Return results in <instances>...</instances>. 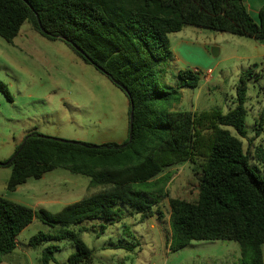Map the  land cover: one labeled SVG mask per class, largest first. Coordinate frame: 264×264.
Here are the masks:
<instances>
[{
    "label": "trees",
    "instance_id": "trees-1",
    "mask_svg": "<svg viewBox=\"0 0 264 264\" xmlns=\"http://www.w3.org/2000/svg\"><path fill=\"white\" fill-rule=\"evenodd\" d=\"M258 16L257 22L243 0H0L3 39L12 42L28 22L41 35L62 40L82 60L102 68L128 98V129L131 102L133 106L130 142L127 136L122 143L96 145L30 131L11 162L5 164L22 141L8 160L0 162L11 167L8 190L56 167L88 177L85 193L55 212L0 196V262L37 217L54 231L34 234L30 245L67 239L75 250L66 264L90 263L92 249L80 236L87 227L80 224L86 219L110 223L121 218L119 203L138 212L141 221L157 213L161 217L156 208L169 178L161 173L189 161L202 172L198 194L195 201L168 199L171 249L191 240H234L240 264H264V151L257 147L253 163L241 139L246 136L251 71L239 75L235 105L224 113L173 109L181 99L180 88L197 86L196 70L180 69L176 86L161 83L162 66L172 58L170 33L194 25L264 42V5ZM0 91L10 98L1 80ZM263 119L264 109L260 129ZM56 249L55 244L46 245L40 264L54 261Z\"/></svg>",
    "mask_w": 264,
    "mask_h": 264
},
{
    "label": "rangeland",
    "instance_id": "rangeland-1",
    "mask_svg": "<svg viewBox=\"0 0 264 264\" xmlns=\"http://www.w3.org/2000/svg\"><path fill=\"white\" fill-rule=\"evenodd\" d=\"M169 40L173 50L182 40L194 45L184 59L170 60L162 66L161 83L176 86L180 82L177 69L191 68L199 73L197 86H183L181 99L173 103V109H217L224 113L235 105L239 75L251 71L245 101L246 136L241 139L256 163L253 158L257 147L264 151V123L259 128L264 109V42L194 25L170 33ZM200 44L204 45L203 52ZM0 80L10 93L8 98L0 91L1 163L9 159L30 131L96 145L127 139L128 98L124 92L65 42L46 38L28 22L22 24L12 42L0 36ZM228 129L238 136L232 127ZM10 171V166L0 164V196L34 210L58 211L78 200L88 183V177L56 167L8 190ZM161 174H169L165 194L156 206L161 217L157 213L141 221L138 212L119 203L121 218L110 223L86 219L80 224L87 227L80 236L92 249L88 264H240V248L234 240H191L177 250L171 249L168 199L195 201L202 172L197 164L186 161L165 168ZM53 231L34 217L17 235L15 248L1 256L0 264H40L42 249L48 244L57 246L50 264H66L75 250L70 240L29 244L34 234Z\"/></svg>",
    "mask_w": 264,
    "mask_h": 264
},
{
    "label": "crops",
    "instance_id": "crops-1",
    "mask_svg": "<svg viewBox=\"0 0 264 264\" xmlns=\"http://www.w3.org/2000/svg\"><path fill=\"white\" fill-rule=\"evenodd\" d=\"M243 3L245 4V6H246V9H247V11L249 12V14L251 15V17L255 20V21H259V16H258V12H259V9H260V7L262 6V5H264V0H243ZM182 30V29H181ZM180 30V31H181ZM179 32V31H178ZM175 33V32H174ZM168 37H169V35H168ZM235 40H237V39H235ZM170 45H171V43H170ZM181 45H184L185 47H182ZM194 45V43H192V42H188V41H181L180 43H179V45L176 47V48H174V50H173V48H171V50H172V58H171V60H173L174 62L177 60H179V59H184V57H185V53H187L186 51L187 50H192V46ZM200 46H202V47H200V49H201V51L203 52V46L204 45H201L200 44ZM219 51H221V49H219ZM238 58L239 59H242L243 58V56H238ZM180 69H177L176 70V77H177V72L179 71ZM179 82H177V84H178ZM180 91H181V93L183 92L182 90H181V88H180Z\"/></svg>",
    "mask_w": 264,
    "mask_h": 264
},
{
    "label": "water",
    "instance_id": "water-1",
    "mask_svg": "<svg viewBox=\"0 0 264 264\" xmlns=\"http://www.w3.org/2000/svg\"><path fill=\"white\" fill-rule=\"evenodd\" d=\"M77 49H78V48H77ZM212 52L215 53L214 48L212 49ZM99 69H100L101 71H103L102 68H99ZM104 73H105V72H104ZM121 88H122L124 91H126V88H125V87L121 86ZM132 108H133V106H132V102H131V110H130V114H129L128 141H127V142H130V140H131V138H132V119H133V109H132ZM40 135H43V134H40ZM23 144H24V140H23L22 143L20 144V146H19V148L17 149V151L13 154V156H12L8 161L5 162V164L11 162V160L14 158V156H16L17 153L20 151V149L22 148Z\"/></svg>",
    "mask_w": 264,
    "mask_h": 264
}]
</instances>
